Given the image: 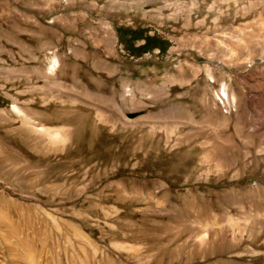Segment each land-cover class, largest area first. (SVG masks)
Here are the masks:
<instances>
[{"label": "rangeland", "instance_id": "1", "mask_svg": "<svg viewBox=\"0 0 264 264\" xmlns=\"http://www.w3.org/2000/svg\"><path fill=\"white\" fill-rule=\"evenodd\" d=\"M263 50L264 0H0V264H264Z\"/></svg>", "mask_w": 264, "mask_h": 264}, {"label": "bare ground", "instance_id": "2", "mask_svg": "<svg viewBox=\"0 0 264 264\" xmlns=\"http://www.w3.org/2000/svg\"><path fill=\"white\" fill-rule=\"evenodd\" d=\"M259 60L260 61H263L264 60V50L262 51V54L260 55V59ZM59 65H60L59 58L57 56L56 57L55 56L52 57V59L49 62V68L47 69V72L50 73L51 75H53L54 71H56L55 70L56 67L59 66ZM46 76H49V74L46 75ZM217 97L220 99L221 105H223L224 102L226 104H228V101L231 100V99H229V96H228L227 91H226V89H225L224 86H222V88L219 90V93H218V96ZM231 102H233V101L231 100ZM223 106H224L225 109L228 108V107L225 106V104ZM13 109H15V110H17L19 112V109H17L15 106H13ZM23 125H24V127H26L31 132L40 133L43 136H45L46 138L50 139V141L51 140L52 141L54 140L53 141L54 143H63L66 140V138H67V134L65 132L59 133L57 131H52V130H50V129L46 128V127H43V126H41L40 129H36L35 126L30 125L28 122H26Z\"/></svg>", "mask_w": 264, "mask_h": 264}, {"label": "trees", "instance_id": "3", "mask_svg": "<svg viewBox=\"0 0 264 264\" xmlns=\"http://www.w3.org/2000/svg\"><path fill=\"white\" fill-rule=\"evenodd\" d=\"M120 32H121L120 34L124 32V35L122 36L119 34V41L122 45H124V47L126 48V51H128L129 54L132 56L142 55L144 53L149 52L153 48L164 50L166 47L164 45L165 43H161L160 41L158 42L159 40L158 38H151V37L144 36L142 35L140 31H134V32H129V33L127 31H120ZM127 37H128V40L126 41L125 38ZM141 40L145 41V43L140 47H134L133 43L136 41H141ZM152 41H156L157 44H154Z\"/></svg>", "mask_w": 264, "mask_h": 264}, {"label": "built area", "instance_id": "4", "mask_svg": "<svg viewBox=\"0 0 264 264\" xmlns=\"http://www.w3.org/2000/svg\"><path fill=\"white\" fill-rule=\"evenodd\" d=\"M224 107V106H223ZM228 109V108H227Z\"/></svg>", "mask_w": 264, "mask_h": 264}]
</instances>
